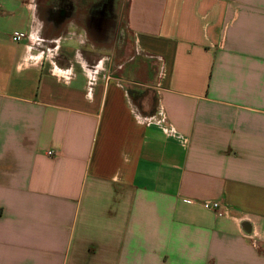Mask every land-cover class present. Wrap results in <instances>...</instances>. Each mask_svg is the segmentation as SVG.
<instances>
[{"label": "crops", "instance_id": "0c3cea01", "mask_svg": "<svg viewBox=\"0 0 264 264\" xmlns=\"http://www.w3.org/2000/svg\"><path fill=\"white\" fill-rule=\"evenodd\" d=\"M32 3L0 0V264H264V0H34L30 44Z\"/></svg>", "mask_w": 264, "mask_h": 264}, {"label": "clouds", "instance_id": "9594fccd", "mask_svg": "<svg viewBox=\"0 0 264 264\" xmlns=\"http://www.w3.org/2000/svg\"><path fill=\"white\" fill-rule=\"evenodd\" d=\"M30 9H31V12H32V17L31 18H32V21L34 22V26H33V30L29 34V38L32 41V43H35L36 41L41 39L39 33L42 30V28H43V21L39 20V18L36 15V5L34 3V0H33V3L30 5ZM55 54L58 55V50H56ZM78 55H79V53H78ZM32 60H35V61L38 62L40 60V58L38 56L37 57H26L22 61L21 65L18 66L17 71H22V70H24L26 68L37 66L35 63H31L30 62ZM53 65H54V68H55V63L54 62H53ZM53 74L55 75V72H53ZM87 98L91 99V96L89 95Z\"/></svg>", "mask_w": 264, "mask_h": 264}, {"label": "built area", "instance_id": "2783aa9c", "mask_svg": "<svg viewBox=\"0 0 264 264\" xmlns=\"http://www.w3.org/2000/svg\"><path fill=\"white\" fill-rule=\"evenodd\" d=\"M26 36H28V35L25 34V33H19V34L14 35L12 37V39L14 41H20L22 38H24ZM39 41L40 40L36 41L35 43H39ZM30 44H34V43H30ZM28 48H29V45H28ZM44 52H45L44 50H40L38 52V54H44ZM90 84H91V80H90ZM47 154L48 155H53L54 152L52 150H48L47 151ZM202 205H203L204 208H208V209H216V208L219 207V203L218 202H216V201H209V200H206V201L202 202Z\"/></svg>", "mask_w": 264, "mask_h": 264}, {"label": "rangeland", "instance_id": "374dc122", "mask_svg": "<svg viewBox=\"0 0 264 264\" xmlns=\"http://www.w3.org/2000/svg\"><path fill=\"white\" fill-rule=\"evenodd\" d=\"M126 1H127V0H121V7H122V8L124 7ZM85 4H86V2H85L84 4H82L81 7H83V8H87L88 6L85 5ZM130 43H131V42H130V35H129V33H127V44L129 45Z\"/></svg>", "mask_w": 264, "mask_h": 264}]
</instances>
